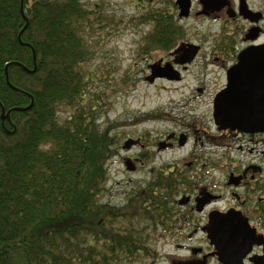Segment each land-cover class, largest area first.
I'll return each instance as SVG.
<instances>
[{
	"label": "trees",
	"instance_id": "1",
	"mask_svg": "<svg viewBox=\"0 0 264 264\" xmlns=\"http://www.w3.org/2000/svg\"><path fill=\"white\" fill-rule=\"evenodd\" d=\"M21 6L22 0H0V102L8 112L34 99L31 110L11 113L5 126L0 119V264L156 259L150 234L173 220L172 177L163 196L153 186L138 188L123 207L103 202L117 144L113 126L98 130L106 103L103 95H89L84 65L97 50L96 28L113 29L116 17L101 15L102 2L24 0L29 25L20 42ZM22 43L35 50L37 69L27 74L10 66V82L20 90L14 91L7 65L35 68L32 49Z\"/></svg>",
	"mask_w": 264,
	"mask_h": 264
},
{
	"label": "flooded vegetation",
	"instance_id": "2",
	"mask_svg": "<svg viewBox=\"0 0 264 264\" xmlns=\"http://www.w3.org/2000/svg\"><path fill=\"white\" fill-rule=\"evenodd\" d=\"M139 2L140 10L152 11L154 19L137 51L148 63L142 71L144 81L175 89L195 70L199 83L196 89H188L198 98L211 93L206 81L217 88L208 103L212 125L207 129L179 120L183 131L163 141L128 139L141 150L126 162L131 171L154 163L156 152L151 146L161 154L195 145L186 166L176 163L149 171L143 189L157 186L161 196L172 177L174 214L171 223L150 235L159 238L162 246L175 245L173 254L161 255L171 264H264V133L220 130L214 120V104L228 86L230 70L241 58L247 59L249 68L250 55L264 54V0H162L169 6L165 11L154 7L157 0ZM153 74L158 77L151 83ZM153 117L147 121H155ZM245 251L249 253L241 262Z\"/></svg>",
	"mask_w": 264,
	"mask_h": 264
},
{
	"label": "rangeland",
	"instance_id": "3",
	"mask_svg": "<svg viewBox=\"0 0 264 264\" xmlns=\"http://www.w3.org/2000/svg\"><path fill=\"white\" fill-rule=\"evenodd\" d=\"M143 1L147 3L148 0ZM84 2L87 5L102 2L105 6L100 9L101 15L116 17L113 29L96 28L97 34L100 33L94 42L98 44L97 50L93 59L84 65V69L92 77L89 95H103L106 103L96 123L98 130L105 132L108 127L113 126L110 136L116 139L117 144V147H114L116 155L107 164L109 180L103 202L123 207L129 196L136 195L138 188L145 187L152 168H162L176 163L186 166L190 162L189 154L195 147L190 143L184 149L159 154L157 147L151 146L156 152L154 163L147 165L143 170L131 171L127 169L126 162L130 158H137L141 150L134 147L128 139L138 140L146 137L150 144L156 140L163 141L169 134L183 131L179 128V120L187 125L207 129V125L212 123L208 103L217 88L213 81H206L211 93L207 92L198 98L194 90L188 89L190 87L196 89L199 83L195 80L196 76L194 78L195 70L187 76L183 84L175 85V89H165L167 85L163 83L149 85L142 75L148 63L143 62L144 55L137 51L140 49L141 40L151 31L149 22L154 20L150 16L152 11L149 13H146V10L141 11L142 3L139 0H84ZM154 7L165 11L169 6L162 0H157ZM136 15L137 22L132 24ZM147 15L149 17H146ZM141 16L146 17L145 22ZM109 31H112V34H109ZM144 48L143 45L142 49ZM156 60L157 56L154 58L155 62ZM61 114L65 116L64 112ZM152 116L156 120L161 116L164 119L147 121L148 117ZM126 144L129 145L128 149H124ZM155 240L151 247L159 253L158 257L140 264H154L157 261L162 262L160 264H171L166 259L163 261L162 256L173 254L175 245L162 246L159 238Z\"/></svg>",
	"mask_w": 264,
	"mask_h": 264
},
{
	"label": "water",
	"instance_id": "4",
	"mask_svg": "<svg viewBox=\"0 0 264 264\" xmlns=\"http://www.w3.org/2000/svg\"><path fill=\"white\" fill-rule=\"evenodd\" d=\"M21 6V14L26 21L19 41L21 42L22 33L28 28L29 22L25 16L24 8ZM24 46L30 47L33 52V60L35 64L34 70H29L20 63H13L6 67V80L8 86L14 91H20L13 86L9 79L8 69L10 66H18L27 74H34L37 69V56L31 45L22 43ZM246 58H241L240 62L233 67L228 74V86L221 92L214 104V120L220 130L243 131L250 133H264V54L250 55L248 63H253L249 68H246ZM254 60V62H253ZM157 74H153L148 81L153 82L157 78ZM31 104L27 108H14L5 111V108L0 102L1 121L3 126L5 122H11L10 115L13 112H27L34 106V99L31 97ZM126 144L124 149H128ZM243 247V246H242ZM249 251L241 253V262L247 256ZM226 264H230L227 261Z\"/></svg>",
	"mask_w": 264,
	"mask_h": 264
}]
</instances>
